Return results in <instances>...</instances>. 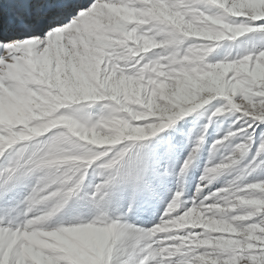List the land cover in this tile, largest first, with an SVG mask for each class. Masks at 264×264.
Here are the masks:
<instances>
[{
    "label": "snow or ice",
    "instance_id": "1",
    "mask_svg": "<svg viewBox=\"0 0 264 264\" xmlns=\"http://www.w3.org/2000/svg\"><path fill=\"white\" fill-rule=\"evenodd\" d=\"M0 37V264H264V0H2Z\"/></svg>",
    "mask_w": 264,
    "mask_h": 264
},
{
    "label": "rangeland",
    "instance_id": "2",
    "mask_svg": "<svg viewBox=\"0 0 264 264\" xmlns=\"http://www.w3.org/2000/svg\"><path fill=\"white\" fill-rule=\"evenodd\" d=\"M73 3H80L82 4V6H88L92 0H72ZM2 38V37H0ZM190 40H195L198 41L200 43H221L222 47L217 49V51L220 52V54L223 55H228L230 58L233 56H236L237 54V48L235 46L233 47H229L230 44H232V42H207V41H202L199 38H188ZM241 47H243V45H241ZM4 118V111L2 108H0V119ZM204 121H206V117L199 123H189V124H183L182 122V126L184 128V132H185V136L189 135L188 130L192 129V132L190 133L191 135V141L188 142V146L191 147L192 143L195 141V138L197 137V135L199 134L200 131V123H203ZM178 127H181V125H178ZM229 128V122L225 121V120H217L212 127L209 128V134L208 137L206 138V143L203 146L201 153H200V164H199V168L196 169L195 171H193L192 173L189 174L188 180L185 184V196L186 199L191 200L192 198V194L194 192L195 189V185L197 184V182L200 179V176L203 174L204 168L207 165V161L209 159L212 160L213 165L221 162L222 160H224V158L230 154L228 149H220L215 157H212L210 154V146L211 144L218 138L223 137V135L227 132ZM177 139H181L180 136H177ZM236 175L235 170H226L222 173L216 174V180H214L213 182V189L216 190L219 186H223L226 184L227 181H230L231 179H233ZM191 222L194 224H199L200 218L199 217H193L191 218ZM135 227H151L153 226V217L149 216V215H143L141 216V218L139 220H137L134 223ZM209 229L210 230H214V231H218L221 230V226L219 224H209Z\"/></svg>",
    "mask_w": 264,
    "mask_h": 264
},
{
    "label": "bare ground",
    "instance_id": "3",
    "mask_svg": "<svg viewBox=\"0 0 264 264\" xmlns=\"http://www.w3.org/2000/svg\"><path fill=\"white\" fill-rule=\"evenodd\" d=\"M0 3H2V0H0ZM84 7H87V6H84Z\"/></svg>",
    "mask_w": 264,
    "mask_h": 264
}]
</instances>
